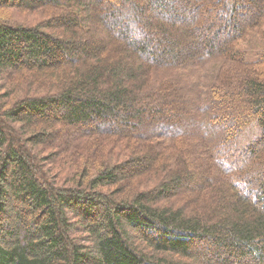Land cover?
<instances>
[{"label":"trees","instance_id":"1","mask_svg":"<svg viewBox=\"0 0 264 264\" xmlns=\"http://www.w3.org/2000/svg\"><path fill=\"white\" fill-rule=\"evenodd\" d=\"M204 1L0 0V264H264V172L231 147L245 107L264 145V8L198 44ZM171 92L181 121H149Z\"/></svg>","mask_w":264,"mask_h":264},{"label":"rangeland","instance_id":"2","mask_svg":"<svg viewBox=\"0 0 264 264\" xmlns=\"http://www.w3.org/2000/svg\"><path fill=\"white\" fill-rule=\"evenodd\" d=\"M204 2L206 12L196 18L195 22L197 21L198 28L192 31V36L197 39L198 44H203L209 36H214L221 42L224 40L229 41V38L234 33L232 25L228 24L232 15L224 13L222 8H220L223 3L227 2V0H205ZM238 3L242 6L239 11L235 13V16L241 21L243 26L248 24L251 15L257 14L259 10L264 8V0H238ZM241 42L240 47L247 51V56L249 58H255L259 51H264V41L257 33H253L248 39H243ZM215 68L216 65L213 64V70H215ZM165 98L167 99L166 103H164L165 105L163 104L165 111L159 110V112L155 111L149 113V121L156 120L157 116L163 115L164 122L179 123L185 113L184 104L181 101H176L174 99L173 92L166 94ZM241 112L248 118L242 127L243 131L238 134L232 142L231 147L235 149L237 155L235 159L243 161L253 174L264 172V145L259 144L258 149L254 152H250L249 150L250 146L258 140L261 133V127L256 122H253V119L256 118V114L253 113L251 107L242 108ZM96 123L97 122H93L91 125H86L84 127H93ZM65 133L66 131L64 130H58V132L55 133L54 139L61 138ZM149 146L150 150H153V152H156L159 148L157 144L155 145L151 141L149 142ZM182 146L183 147L180 148L181 154L186 156L190 161L189 165L191 169H198L204 174H208V172L211 171V166L208 162H205L204 164L201 163V161L188 150V144ZM252 183H254V187L258 186L256 181H253ZM190 197L192 196L190 195ZM194 200H197V198ZM204 201L207 202V199L204 198ZM197 207L204 209L207 207V204L198 205ZM191 261L194 264H207L205 260Z\"/></svg>","mask_w":264,"mask_h":264}]
</instances>
